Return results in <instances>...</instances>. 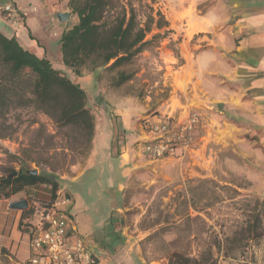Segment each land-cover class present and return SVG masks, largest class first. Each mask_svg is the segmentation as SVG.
I'll list each match as a JSON object with an SVG mask.
<instances>
[{
    "label": "crops",
    "instance_id": "obj_1",
    "mask_svg": "<svg viewBox=\"0 0 264 264\" xmlns=\"http://www.w3.org/2000/svg\"><path fill=\"white\" fill-rule=\"evenodd\" d=\"M183 2L180 4L182 13L189 8L194 9V16L186 17L183 22L186 35L180 49L184 58L181 69L186 73L187 86L199 90L193 101L200 107L202 116L196 140L201 139L203 147L211 149V153L214 149L212 142L218 144L220 156L225 152H235L244 164L241 166L245 167L238 169L249 181L259 176L264 178V0ZM7 5L18 10L19 22L15 25L6 19L3 12ZM64 12L70 17L62 23L57 14ZM193 23L194 33L191 34L188 30ZM78 24L79 19L73 15L69 0H0V32L8 38H16L23 48L39 58L50 60L54 68L67 73L89 95L88 87L96 88L93 74L84 70L81 77L76 76L64 66L61 52L62 35ZM110 93L113 98L107 99L110 105L106 104L102 122L96 123L91 152L82 170L68 178L61 189L72 201L74 218L92 209L93 214L87 216L91 220H75L78 232L91 241L103 260L104 255L110 252L106 247L116 244V235L119 234L117 216L112 214L115 211L119 213L122 190L140 171L136 163L125 161L124 152L134 141L148 138L141 126L140 129L136 127L138 116L132 112L131 98L119 92ZM181 107L187 109L186 105ZM139 154L148 163L154 161L141 152ZM181 159L183 157L178 158ZM2 161L0 154V166ZM155 167L157 170L159 165ZM94 192L96 201H91L95 204L89 201ZM21 195L22 192L0 199L1 241H9L15 233H20L21 212L24 210H14L11 205L26 199ZM101 201L110 209L103 215L102 234L97 235L92 230L95 224L89 222H96L95 208L98 209ZM13 217L15 222L12 224ZM24 234L29 236L28 233H20L22 237ZM29 257L30 252L24 259ZM105 261L109 263V259Z\"/></svg>",
    "mask_w": 264,
    "mask_h": 264
},
{
    "label": "rangeland",
    "instance_id": "obj_2",
    "mask_svg": "<svg viewBox=\"0 0 264 264\" xmlns=\"http://www.w3.org/2000/svg\"><path fill=\"white\" fill-rule=\"evenodd\" d=\"M181 3H184L183 0H157L154 4V8L160 10L166 17L168 26L164 27L161 31L162 36L153 41L148 51L135 59L131 67L122 68L136 71L131 82L122 87H114L113 81L118 74L116 70L112 73L104 69L97 71L99 77L94 76L96 88L88 87V108L95 118V126L97 122L99 124L102 122L106 104L110 105L107 101L109 97L113 98L110 92H119L120 95L131 98L132 112H136L134 115L138 116L136 118L138 129L150 114L170 113L177 120L190 111L200 114V107L193 102L199 90L187 86L186 73L181 69L184 58L180 44L186 35L183 22L186 17L194 16V9L189 8L182 13ZM194 27V23L191 24L188 32L194 33ZM86 70L91 72L89 69ZM189 85L192 86L191 83ZM181 105H186L187 109L184 110ZM18 114L20 120L10 121L18 127L14 138L0 140V154L3 160L0 177L7 168L19 169L14 163L15 159L10 158L4 151L21 157V148L28 146L35 139V130L40 126V124L33 126L34 120L44 125L49 134L56 132L53 121L42 114L30 111H19ZM62 140L58 135L56 143L62 144ZM143 141V139L134 141L128 151L124 152L125 161L136 163L140 171L133 175L128 186L123 188L119 213L115 211L112 214L117 216L116 227L119 234L116 235V244L106 247L110 250L104 255L105 259H109L108 264H168L169 257L174 252L183 256H196L212 243L214 230L223 229L231 232L235 230L237 224L245 225L248 211L255 200L264 199V178L259 176L257 179L253 178V181L246 179L238 169L244 164L235 152H225L220 156L217 152L218 144L212 142L214 149L212 148L211 153V149L203 147V141L198 139L190 149L175 159L148 163L139 154L138 148ZM192 150L199 152L194 153ZM88 156L78 158V163L73 165L80 168L69 166L60 174V189L64 188L63 183L68 178L82 170L81 167ZM182 157L183 159L178 160ZM156 165H159L157 170ZM30 168L38 171L47 170L45 166L38 167L36 164H31ZM201 178L212 179L233 188L241 187L240 195L235 201L228 197L225 202L212 209L211 216L203 215L201 221L185 220L188 210L187 206L181 204L182 197L186 195L191 180ZM89 186L88 184L87 187ZM38 193L46 194L40 188L32 190L31 187L22 192L21 196L28 200L29 207L24 210L26 212L20 211L22 215L19 231L28 233L29 236L24 234L22 237L20 233H15L9 241L0 240V264H22L26 261L24 258H27L30 252V235L40 224L42 212L53 204L47 197L44 199L38 197ZM94 199L95 192L89 201L95 204ZM95 209L97 212L94 217L97 223L93 221L89 223L95 224L92 225V230L99 235L102 234L101 230L105 224L103 215L106 210L109 211L110 206L106 207L101 201L98 209ZM73 213L76 214V211ZM91 214L92 209H89L85 214L75 215V218L77 221L85 222L91 220L90 216L87 217ZM191 214L193 217L197 216L192 212ZM11 220L13 224L14 217ZM154 224L158 225L153 226ZM92 233L89 236H92ZM215 256L217 264H264V237L249 242L236 253L221 251L220 254L215 253ZM104 260L103 264H107Z\"/></svg>",
    "mask_w": 264,
    "mask_h": 264
},
{
    "label": "trees",
    "instance_id": "obj_3",
    "mask_svg": "<svg viewBox=\"0 0 264 264\" xmlns=\"http://www.w3.org/2000/svg\"><path fill=\"white\" fill-rule=\"evenodd\" d=\"M156 1L69 0L79 24L62 35L64 66L79 77L89 69L94 82L100 69L111 73L116 70L114 87L131 82L136 71L122 68L131 67L168 26L166 17L154 8ZM88 99L86 90L67 73L54 68L50 60L39 58L23 48L16 38H8L0 32V140L14 138L18 127L10 121L20 120L19 111L42 114L53 121L56 129L49 134L44 125L34 120L33 126H40L35 130V139L21 148V157L4 151L15 159L19 169L4 170L0 177V199L31 187L32 190L40 188L48 195L38 193V197H47L53 203L61 190L60 174L91 152L95 118L88 108ZM58 135L63 139L62 144L56 143ZM31 164L45 166L47 170L28 175L27 172L32 171ZM15 172L18 176L8 178ZM239 188L212 179L191 180L181 200L188 210L184 219L197 222L203 220V215L211 216L212 209L228 197L235 201L240 195ZM191 212L197 216L193 217ZM248 212L245 225L237 224L231 232L214 230L212 243L203 251L196 256L174 252L168 264H217L215 253L233 254L249 242L263 238L264 199H256Z\"/></svg>",
    "mask_w": 264,
    "mask_h": 264
},
{
    "label": "built area",
    "instance_id": "obj_4",
    "mask_svg": "<svg viewBox=\"0 0 264 264\" xmlns=\"http://www.w3.org/2000/svg\"><path fill=\"white\" fill-rule=\"evenodd\" d=\"M3 12L14 25L19 22L15 7L7 5ZM185 115L178 120L170 113L146 117L141 128L148 138L139 145L141 154L149 160L165 161L190 149L196 141L201 114L190 111ZM71 206V199L60 190L30 235V257L22 264H103L95 247L79 234Z\"/></svg>",
    "mask_w": 264,
    "mask_h": 264
},
{
    "label": "water",
    "instance_id": "obj_5",
    "mask_svg": "<svg viewBox=\"0 0 264 264\" xmlns=\"http://www.w3.org/2000/svg\"><path fill=\"white\" fill-rule=\"evenodd\" d=\"M69 17H70L69 13L64 12V13H58L57 14V19H59L62 23H64L65 21H68ZM27 173H28V175H36V174H38V171L32 170V171H28ZM16 176H18V172H15L13 174L8 175V178H13ZM28 207H29V202H27L26 199H22L18 202H13L11 205L12 209L18 210V211L26 210V209H28Z\"/></svg>",
    "mask_w": 264,
    "mask_h": 264
}]
</instances>
